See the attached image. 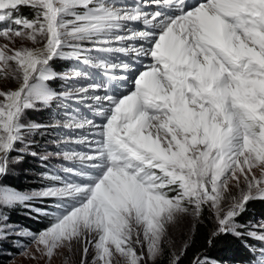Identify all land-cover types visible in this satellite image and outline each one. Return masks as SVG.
Wrapping results in <instances>:
<instances>
[{
  "label": "snow or ice",
  "instance_id": "snow-or-ice-1",
  "mask_svg": "<svg viewBox=\"0 0 264 264\" xmlns=\"http://www.w3.org/2000/svg\"><path fill=\"white\" fill-rule=\"evenodd\" d=\"M0 24V80L15 85L0 87V179L38 156L37 134L69 130L39 157L62 161L48 186H0V209L24 206L49 226L17 231L0 212V241L26 237L49 264L63 253L64 264L78 253L80 264H156L170 229L207 211L209 248L230 236L264 243V224L239 220L264 201V0H0ZM57 61L77 67L62 73ZM73 101L53 123L29 120Z\"/></svg>",
  "mask_w": 264,
  "mask_h": 264
},
{
  "label": "trees",
  "instance_id": "trees-1",
  "mask_svg": "<svg viewBox=\"0 0 264 264\" xmlns=\"http://www.w3.org/2000/svg\"><path fill=\"white\" fill-rule=\"evenodd\" d=\"M23 15H28V13ZM54 68L57 71L63 69L58 61ZM13 155L15 156L16 153ZM56 169L57 167L48 161L45 162L31 155H26L22 162L12 166L10 173L5 178L0 179V185L22 193L40 191L51 183L44 179L45 174H50ZM40 203L49 202L36 201L34 206H48V204ZM0 212L8 217L7 223L17 231L24 229L36 233L47 228L50 224L49 218L37 216L35 212H31L21 205L13 208H2ZM239 220L246 226L255 221H264V201L250 202L248 210ZM212 229V220L204 215L202 220L197 223L194 233L188 241L189 247L186 254L181 258L182 264H192L197 255L208 256L219 261L220 264H257L259 259L257 253L261 248H264V243L247 236L240 239L230 236L226 239L222 238L214 247L209 248L206 241ZM16 241H19L21 245H32L30 239L16 235H11L7 240L0 241V264H9L21 255L22 248L16 245ZM169 258L170 252H165L156 261V264H169Z\"/></svg>",
  "mask_w": 264,
  "mask_h": 264
},
{
  "label": "rangeland",
  "instance_id": "rangeland-1",
  "mask_svg": "<svg viewBox=\"0 0 264 264\" xmlns=\"http://www.w3.org/2000/svg\"><path fill=\"white\" fill-rule=\"evenodd\" d=\"M128 2L132 3L133 0H128ZM24 13H28V15H23ZM20 14L22 16H26L29 19L33 18V15H34L33 11L27 7H23L21 9ZM3 26L4 25L0 24V27H3ZM3 42L4 41L0 39V43H3ZM58 62L61 63V67L63 68L62 70L59 71L62 73L70 72L73 68L77 67L75 62H71V61H58ZM14 86H15L14 83L11 81L0 80V87H14ZM69 86L70 85L65 84V82L63 81H55L52 83V87L60 91L66 90V88ZM76 106H77L76 103L73 101V102H68L67 104H57V105H53L47 108H40L39 110L30 112L29 120L33 122H37V123H42V124H50V123H53L56 119H60L61 117H63L64 112L67 111L69 107L72 109H75ZM68 131L69 130L67 129L49 128L46 131H44L43 134H37L35 136L36 144L32 148L33 151L38 153V156H36V158H39L40 156L46 153L56 152L58 150L57 144H56L57 139L65 137ZM48 162L53 164L54 167H57V168L62 163V161H60L58 158L54 156L50 158ZM30 193L32 192H28L26 194H30ZM40 204H48V203H40ZM204 215H206L210 220H212L213 228H214L215 222L211 218L209 213L205 211ZM197 223H198L197 221H194L191 217H189V218H185L178 227L171 228L170 229L171 243L165 252H170V253L176 252L178 254L181 247L185 243H188V241L190 240L192 234L194 233ZM261 224H264V221L252 222L250 223L249 226L247 225V227L245 228V231L259 232L260 231L259 225ZM256 241L260 242L259 240H256ZM29 250H30L29 256H25L21 254L18 257H16L14 260H12L9 264H49L47 257L42 256L39 253H37L35 245L32 244L31 246H29ZM31 254H35L36 258L35 259L31 258ZM93 254L94 253H92L90 250L89 260H91ZM66 257H67V253L58 254L52 259L51 264H64ZM257 257H259V253H257ZM80 258L81 257L79 253L76 255H73L69 261V264H80Z\"/></svg>",
  "mask_w": 264,
  "mask_h": 264
},
{
  "label": "bare ground",
  "instance_id": "bare-ground-1",
  "mask_svg": "<svg viewBox=\"0 0 264 264\" xmlns=\"http://www.w3.org/2000/svg\"><path fill=\"white\" fill-rule=\"evenodd\" d=\"M193 2H194V0H193Z\"/></svg>",
  "mask_w": 264,
  "mask_h": 264
}]
</instances>
